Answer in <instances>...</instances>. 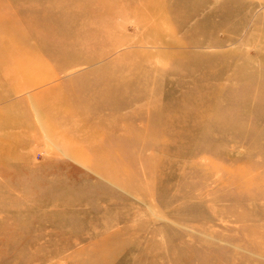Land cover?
Masks as SVG:
<instances>
[{
  "label": "rangeland",
  "instance_id": "374dc122",
  "mask_svg": "<svg viewBox=\"0 0 264 264\" xmlns=\"http://www.w3.org/2000/svg\"><path fill=\"white\" fill-rule=\"evenodd\" d=\"M44 2L0 72V264H264V0Z\"/></svg>",
  "mask_w": 264,
  "mask_h": 264
},
{
  "label": "bare ground",
  "instance_id": "6f19581e",
  "mask_svg": "<svg viewBox=\"0 0 264 264\" xmlns=\"http://www.w3.org/2000/svg\"><path fill=\"white\" fill-rule=\"evenodd\" d=\"M44 1L47 0H10L7 7L0 5V23L4 25L0 29V72L10 64L13 66L12 64L19 63L23 54L29 53L34 58L39 56L34 54L31 47L28 48L29 34L22 25H30L35 19L42 24L49 22V19L46 18L49 13L46 8L38 9L31 6L34 4L33 2L47 4ZM67 34L69 36L71 32Z\"/></svg>",
  "mask_w": 264,
  "mask_h": 264
}]
</instances>
